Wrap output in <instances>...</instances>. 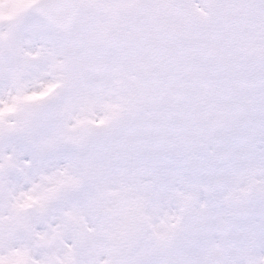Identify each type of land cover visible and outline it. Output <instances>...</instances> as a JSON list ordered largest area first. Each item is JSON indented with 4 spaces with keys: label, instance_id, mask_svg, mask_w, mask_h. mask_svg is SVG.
I'll use <instances>...</instances> for the list:
<instances>
[{
    "label": "snow or ice",
    "instance_id": "1",
    "mask_svg": "<svg viewBox=\"0 0 264 264\" xmlns=\"http://www.w3.org/2000/svg\"><path fill=\"white\" fill-rule=\"evenodd\" d=\"M0 264H264V0H0Z\"/></svg>",
    "mask_w": 264,
    "mask_h": 264
}]
</instances>
